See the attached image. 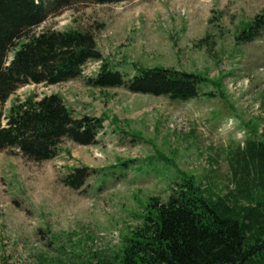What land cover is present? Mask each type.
Masks as SVG:
<instances>
[{"label":"rangeland","instance_id":"obj_1","mask_svg":"<svg viewBox=\"0 0 264 264\" xmlns=\"http://www.w3.org/2000/svg\"><path fill=\"white\" fill-rule=\"evenodd\" d=\"M256 16L264 18V0H86L34 28L89 31L102 62H87L68 82L20 87L3 117L30 95H58L74 117L100 118L103 129L96 144L64 140L41 163L15 149L0 153V264L111 258L147 200L164 202L182 173L209 193L232 189L229 152L264 134V31L250 43L236 40ZM102 63L126 80L137 69L195 75L199 94L180 101L90 87ZM76 167L94 171L77 192L61 183Z\"/></svg>","mask_w":264,"mask_h":264},{"label":"trees","instance_id":"obj_2","mask_svg":"<svg viewBox=\"0 0 264 264\" xmlns=\"http://www.w3.org/2000/svg\"><path fill=\"white\" fill-rule=\"evenodd\" d=\"M85 1L0 0V153L15 149L27 161L41 163L58 156L64 140L78 146L96 144L103 121L74 117L58 95H30L13 103L5 117L2 114L3 105L20 87L68 82L80 76L87 62H102L89 31L32 33L49 16ZM91 1L105 5L127 0ZM263 31L264 18L256 16L236 40L250 43ZM201 82L195 75L159 68L137 69L126 80L102 63L87 84L189 101L198 96ZM228 156L232 189L209 193L193 176L182 173L164 202L147 200L139 225L124 236L119 250L95 264H264V134ZM91 172L73 168L61 183L81 191Z\"/></svg>","mask_w":264,"mask_h":264}]
</instances>
